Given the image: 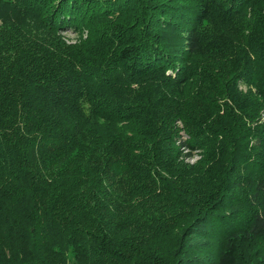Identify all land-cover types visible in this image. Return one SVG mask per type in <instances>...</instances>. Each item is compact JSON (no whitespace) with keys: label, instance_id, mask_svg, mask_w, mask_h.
I'll return each instance as SVG.
<instances>
[{"label":"trees","instance_id":"trees-1","mask_svg":"<svg viewBox=\"0 0 264 264\" xmlns=\"http://www.w3.org/2000/svg\"><path fill=\"white\" fill-rule=\"evenodd\" d=\"M244 244L264 254V0H0V264H254Z\"/></svg>","mask_w":264,"mask_h":264},{"label":"rangeland","instance_id":"rangeland-1","mask_svg":"<svg viewBox=\"0 0 264 264\" xmlns=\"http://www.w3.org/2000/svg\"><path fill=\"white\" fill-rule=\"evenodd\" d=\"M65 37H67V39H71L73 40L74 39V35L70 32H66L65 34ZM198 158L197 155H194L192 158L190 159H183V162L185 163H188V164H191L193 163L196 159ZM242 248L246 251V252H251L252 251V248H253V245L251 244H244L242 246ZM241 248V251L243 252V249ZM252 253V252H251ZM253 257H255V262L254 264H264V254L262 252H253L251 254Z\"/></svg>","mask_w":264,"mask_h":264}]
</instances>
